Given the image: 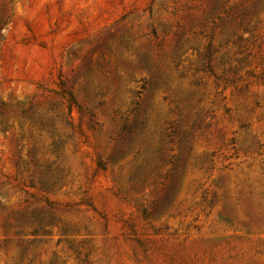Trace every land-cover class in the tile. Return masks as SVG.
I'll use <instances>...</instances> for the list:
<instances>
[{"label": "rangeland", "instance_id": "1", "mask_svg": "<svg viewBox=\"0 0 264 264\" xmlns=\"http://www.w3.org/2000/svg\"><path fill=\"white\" fill-rule=\"evenodd\" d=\"M0 264H264V0H0Z\"/></svg>", "mask_w": 264, "mask_h": 264}]
</instances>
